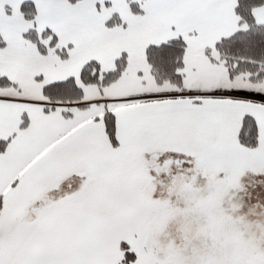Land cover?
<instances>
[{"label": "snow or ice", "instance_id": "6c2138e0", "mask_svg": "<svg viewBox=\"0 0 264 264\" xmlns=\"http://www.w3.org/2000/svg\"><path fill=\"white\" fill-rule=\"evenodd\" d=\"M0 264H264V0H0Z\"/></svg>", "mask_w": 264, "mask_h": 264}]
</instances>
